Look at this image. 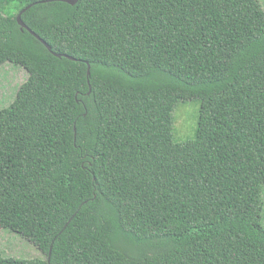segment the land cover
Wrapping results in <instances>:
<instances>
[{
    "label": "trees",
    "instance_id": "trees-1",
    "mask_svg": "<svg viewBox=\"0 0 264 264\" xmlns=\"http://www.w3.org/2000/svg\"><path fill=\"white\" fill-rule=\"evenodd\" d=\"M44 1L0 0V229L44 256L0 264H264L259 1Z\"/></svg>",
    "mask_w": 264,
    "mask_h": 264
},
{
    "label": "rangeland",
    "instance_id": "rangeland-1",
    "mask_svg": "<svg viewBox=\"0 0 264 264\" xmlns=\"http://www.w3.org/2000/svg\"><path fill=\"white\" fill-rule=\"evenodd\" d=\"M264 10V0H258ZM4 15H15L13 3L3 7ZM27 79V73L19 66L5 63L0 67V110L14 100L18 88ZM199 101L179 102L173 111V135L177 142L192 140L197 128ZM264 203V192H263ZM264 213V206H263ZM264 225V217H263ZM0 254L19 259H44V256L28 240L9 231L0 229Z\"/></svg>",
    "mask_w": 264,
    "mask_h": 264
},
{
    "label": "water",
    "instance_id": "water-1",
    "mask_svg": "<svg viewBox=\"0 0 264 264\" xmlns=\"http://www.w3.org/2000/svg\"><path fill=\"white\" fill-rule=\"evenodd\" d=\"M55 1H58V2H62V3H66L70 6H74L78 0H55ZM48 2H52V0H49V1H44L42 3H48ZM32 6H34L33 4L32 5H29L28 7H26L25 9H23L21 11V13L18 14L17 18H16V21H17V24L19 25V27L21 28V30H26L30 35H32L33 37H35L49 52H51V48L43 41L41 40L38 36H36L32 31H30L25 25L24 23L22 22V19H21V15L27 11L28 9H30ZM57 58H61L62 55H59V54H54ZM65 58H68L66 56H63ZM71 59V58H69ZM88 75H89V72H88Z\"/></svg>",
    "mask_w": 264,
    "mask_h": 264
}]
</instances>
